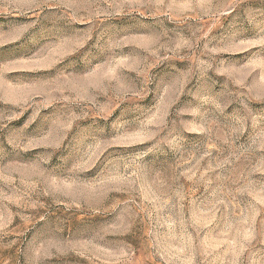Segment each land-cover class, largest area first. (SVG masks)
Returning a JSON list of instances; mask_svg holds the SVG:
<instances>
[{
  "label": "rangeland",
  "instance_id": "rangeland-1",
  "mask_svg": "<svg viewBox=\"0 0 264 264\" xmlns=\"http://www.w3.org/2000/svg\"><path fill=\"white\" fill-rule=\"evenodd\" d=\"M0 264H264V0H0Z\"/></svg>",
  "mask_w": 264,
  "mask_h": 264
}]
</instances>
